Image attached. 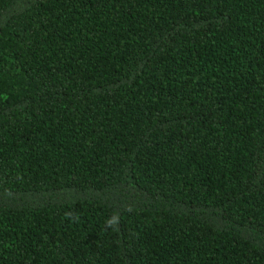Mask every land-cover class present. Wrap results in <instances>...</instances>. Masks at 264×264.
<instances>
[{
	"label": "trees",
	"instance_id": "16d2710c",
	"mask_svg": "<svg viewBox=\"0 0 264 264\" xmlns=\"http://www.w3.org/2000/svg\"><path fill=\"white\" fill-rule=\"evenodd\" d=\"M0 264H264V0H0Z\"/></svg>",
	"mask_w": 264,
	"mask_h": 264
}]
</instances>
